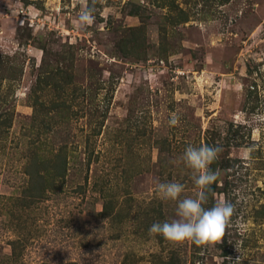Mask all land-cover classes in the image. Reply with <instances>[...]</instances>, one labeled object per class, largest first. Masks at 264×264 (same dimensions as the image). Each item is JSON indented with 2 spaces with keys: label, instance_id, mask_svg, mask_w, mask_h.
Here are the masks:
<instances>
[{
  "label": "rangeland",
  "instance_id": "obj_1",
  "mask_svg": "<svg viewBox=\"0 0 264 264\" xmlns=\"http://www.w3.org/2000/svg\"><path fill=\"white\" fill-rule=\"evenodd\" d=\"M81 7L0 0V264H264V0H97L83 30ZM201 144L223 149L222 240L150 235L178 219L157 182L195 198ZM33 147L66 152L62 179L30 188Z\"/></svg>",
  "mask_w": 264,
  "mask_h": 264
},
{
  "label": "clouds",
  "instance_id": "obj_2",
  "mask_svg": "<svg viewBox=\"0 0 264 264\" xmlns=\"http://www.w3.org/2000/svg\"><path fill=\"white\" fill-rule=\"evenodd\" d=\"M82 7L78 13L76 27L83 30L95 22V4L88 5V0H80ZM256 124H264V114L252 117ZM180 117L173 113L168 121L170 127L179 126ZM223 151L219 145L200 146L189 145L182 154L185 165L192 170V179L198 191L195 198L185 197L180 199L185 186L179 182H157L156 191L162 200L177 201L178 219L171 222H155L149 228L150 235H162L165 239L180 243L191 241L197 246L221 241L226 227L235 212V205L225 198L216 201L213 207L205 208L211 185L219 177V170L213 171L211 165L219 158ZM245 159H250L246 156Z\"/></svg>",
  "mask_w": 264,
  "mask_h": 264
},
{
  "label": "trees",
  "instance_id": "obj_3",
  "mask_svg": "<svg viewBox=\"0 0 264 264\" xmlns=\"http://www.w3.org/2000/svg\"><path fill=\"white\" fill-rule=\"evenodd\" d=\"M64 108V104L60 105ZM4 120H0V127ZM38 139H35L37 141ZM51 152V151H50ZM50 157L42 158L37 147L28 151V162L26 173L29 176L30 188L36 182L52 183L53 180L62 179L66 172V152L62 148H58L54 152L49 153ZM48 187L52 184H47Z\"/></svg>",
  "mask_w": 264,
  "mask_h": 264
}]
</instances>
